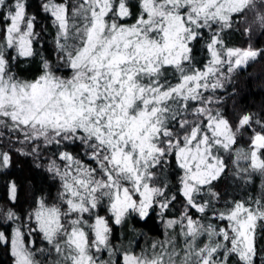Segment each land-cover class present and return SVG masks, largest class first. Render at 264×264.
Segmentation results:
<instances>
[{"label":"snow or ice","instance_id":"6c2138e0","mask_svg":"<svg viewBox=\"0 0 264 264\" xmlns=\"http://www.w3.org/2000/svg\"><path fill=\"white\" fill-rule=\"evenodd\" d=\"M32 9L0 0V174L19 154L50 185L5 181L0 247L11 264H264V109L233 117L221 95L264 61L252 43L264 0ZM226 30L247 45L228 46ZM257 177L258 192L233 194ZM156 219L163 239L140 247L137 225Z\"/></svg>","mask_w":264,"mask_h":264},{"label":"trees","instance_id":"16d2710c","mask_svg":"<svg viewBox=\"0 0 264 264\" xmlns=\"http://www.w3.org/2000/svg\"><path fill=\"white\" fill-rule=\"evenodd\" d=\"M29 2L33 5L32 10H36L41 0H29ZM224 39L228 46L244 47L248 43L247 37L240 31L228 32L226 30ZM252 43L254 46L264 48V36L257 35L254 37ZM50 45L51 40L49 39V46ZM201 48H203V44H201ZM45 54H47V50H45ZM204 55V52L201 51L198 53L197 58L201 59ZM22 67L28 69L31 65L22 64ZM232 85H235V87H232ZM226 88L228 91L221 90V95L226 98L225 108L229 115L234 117L236 114L245 111L252 113L260 112L261 109H264V61H258L252 64L247 71L241 73L237 78L233 79L230 84L226 85ZM5 135H7V130L0 128V143L3 142ZM246 142L247 136L241 141V146L247 148L248 144ZM42 172V169H35L30 157L19 154L14 155V166L10 169L9 175L0 174V203L5 202L7 199L5 181L9 176L12 179H17L29 185H42L45 190L48 191L50 185L49 182L44 180ZM259 185L260 179L257 177L252 191L245 193L244 189H239L233 194L237 196H242L244 194L251 195L253 191H259ZM228 190L230 192L233 191L231 188ZM51 195H56V188H51ZM20 196L22 200H31L32 192H21ZM101 214L105 215L103 212H101ZM132 223H135V221H132ZM137 227L140 228L142 233H146L147 235L138 236L136 243L143 242L147 246L151 243L152 239H163L164 237L162 223L159 219H156L154 222H149L146 226L141 224L137 225ZM119 233L122 235L121 239H124L125 229L120 226H115L114 234L118 235ZM0 264H11L10 254L4 251L2 247H0Z\"/></svg>","mask_w":264,"mask_h":264},{"label":"rangeland","instance_id":"374dc122","mask_svg":"<svg viewBox=\"0 0 264 264\" xmlns=\"http://www.w3.org/2000/svg\"><path fill=\"white\" fill-rule=\"evenodd\" d=\"M252 64H254V63H250L249 68L251 67ZM244 72H245V71H244ZM242 73H243V72H242ZM246 143H247V142H246ZM160 222H161V221H160ZM161 223H162V222H161ZM162 228H163V231H164V225H163V223H162ZM114 235H115V234H114ZM118 235H119V237H120V239H121V236H122L121 233H119ZM138 244H139L140 247H146V244L143 243V242H140V243H138ZM138 250H139V248H137V251H138Z\"/></svg>","mask_w":264,"mask_h":264}]
</instances>
